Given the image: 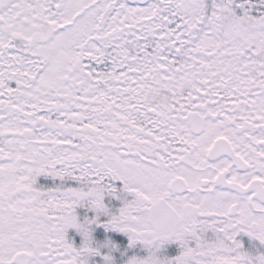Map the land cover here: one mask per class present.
<instances>
[{"label": "snow or ice", "instance_id": "obj_1", "mask_svg": "<svg viewBox=\"0 0 264 264\" xmlns=\"http://www.w3.org/2000/svg\"><path fill=\"white\" fill-rule=\"evenodd\" d=\"M0 264H264V0H0Z\"/></svg>", "mask_w": 264, "mask_h": 264}]
</instances>
